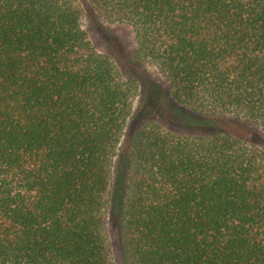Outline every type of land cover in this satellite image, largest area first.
Masks as SVG:
<instances>
[{
    "label": "trees",
    "instance_id": "trees-1",
    "mask_svg": "<svg viewBox=\"0 0 264 264\" xmlns=\"http://www.w3.org/2000/svg\"><path fill=\"white\" fill-rule=\"evenodd\" d=\"M87 10L133 29L178 105L264 131V0H0V264H114L140 82L96 48ZM126 153L122 264H264V146L148 120Z\"/></svg>",
    "mask_w": 264,
    "mask_h": 264
},
{
    "label": "rangeland",
    "instance_id": "rangeland-1",
    "mask_svg": "<svg viewBox=\"0 0 264 264\" xmlns=\"http://www.w3.org/2000/svg\"><path fill=\"white\" fill-rule=\"evenodd\" d=\"M83 24L89 37L101 52L110 53L125 75L139 78L140 91L125 127L124 142L116 158L115 176L109 212V236L114 264L121 263L118 249L119 206L124 189L127 143L136 129L145 121L155 120L176 133L195 135L231 129L264 146V131L233 119H213L199 116L178 105L172 98L169 84L152 65H139L135 60L136 38L133 29L125 23H106L87 10Z\"/></svg>",
    "mask_w": 264,
    "mask_h": 264
}]
</instances>
